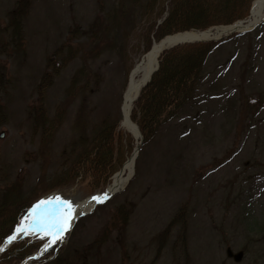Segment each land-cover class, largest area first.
Masks as SVG:
<instances>
[{"label":"rangeland","instance_id":"374dc122","mask_svg":"<svg viewBox=\"0 0 264 264\" xmlns=\"http://www.w3.org/2000/svg\"><path fill=\"white\" fill-rule=\"evenodd\" d=\"M120 1L0 0V189L19 181L29 193L41 178L31 198L74 205L104 192L117 172L103 184L86 176L53 187L82 151L73 148L80 137L112 126L113 154L131 153L135 139L130 150L122 142L123 92L160 18L130 6L121 17ZM23 3L18 39L6 27ZM199 93L136 144L133 174L112 198L84 210L47 248V230L11 247L40 244L30 264H264V22L217 45ZM183 209L187 254L179 224L163 233ZM227 248L242 251L241 260Z\"/></svg>","mask_w":264,"mask_h":264},{"label":"trees","instance_id":"16d2710c","mask_svg":"<svg viewBox=\"0 0 264 264\" xmlns=\"http://www.w3.org/2000/svg\"><path fill=\"white\" fill-rule=\"evenodd\" d=\"M163 1L165 6H162ZM250 1L121 0L119 5L121 17L125 16L124 12H129L128 6L134 12L139 7H143L145 14L158 10L159 18L163 17L161 23L153 21L149 24L148 31L154 39H159L166 34L178 31L192 28L204 29L213 24L230 23L235 19L244 17ZM19 8V11L22 10L19 16L9 13L10 23L6 27V29L12 27V36L18 39L21 36L16 37V34L20 35L22 14L26 12L27 5L23 3ZM164 14L166 15L164 16ZM151 42L150 40L149 47ZM220 43L221 41L184 44L166 50L160 55L158 70L141 89L131 111V118L139 126L143 142H147L162 125L178 117L185 106L197 98V95L200 94L199 88L207 59ZM48 84L49 77L44 74L38 86L39 90L44 91ZM112 130V126L103 125L90 138L80 137L76 142L77 145L73 148L82 146V151L70 161V164L57 177L51 179L50 184L56 187L59 184L73 182L78 177L83 179L86 176L90 179L103 176L101 178L103 184L106 178L116 172L125 160L124 156L113 154L112 143L115 136ZM122 142L129 146V150L133 147L129 133H124ZM113 157H116L117 161H114ZM41 183L43 181L39 178L35 188L29 193L25 192L23 183L19 181L11 182L0 189V243L14 230L18 220L35 200L31 196L36 195L34 190L38 189ZM102 184L100 183V185ZM176 224L180 225L178 234L180 245L187 254V215L185 209L171 219L163 232L164 235H168L171 227ZM39 249L40 244L30 245L28 250L23 247L21 249L10 247L0 255V264H19ZM58 261L54 258L51 260L55 264H58Z\"/></svg>","mask_w":264,"mask_h":264},{"label":"bare ground","instance_id":"6f19581e","mask_svg":"<svg viewBox=\"0 0 264 264\" xmlns=\"http://www.w3.org/2000/svg\"><path fill=\"white\" fill-rule=\"evenodd\" d=\"M253 17L255 16V20L262 18L264 15V0H255L253 4V10H252ZM231 29H240V26L238 24L235 25H223L217 29L216 34L225 36V34H228ZM245 29V28H244ZM208 36V33H199L198 31H189L187 33H178L173 35L172 37L167 38L169 42L174 41H194L195 39H204ZM154 46H151L153 48L152 51L149 53H145L142 58L134 65L132 70L130 71V74L128 76L127 80V86L123 92V102H122V121L121 126L122 128L130 133L134 139L135 143L137 144L139 142L140 133L137 128V125L132 121L131 119V110L132 106L140 92L141 83L143 82L144 78H146L152 69L156 67V64L158 62V56L161 52V47L156 46V43L154 42ZM135 144V145H136ZM129 159L124 166V173L121 174H115L112 178L111 184L108 186V190H114L122 183L126 182L129 177H131L132 172L134 170V164H135V156H136V148L133 149L131 152ZM127 175V176H126ZM126 176V178H125ZM100 194H96V196H99ZM49 198H44L41 200L47 201ZM40 201V200H39ZM38 201V202H39ZM38 202L34 203L37 204ZM95 204L94 201H91L90 198H86L82 201L76 202L74 204V211L70 214V220L75 218L77 215L82 213L84 210L90 209ZM32 209V207H30ZM29 209V210H30ZM26 214L25 220L26 223L22 225V227L27 228L28 224H31L32 221V215L29 213ZM64 212V208L60 207V205L57 203L56 199H52L50 203H46V205L42 206L40 209L36 212V219L37 223L31 224V227L28 229V233L32 235H36L38 233H41L42 231L47 230L46 232H49L50 225L56 221L57 217L60 215V213ZM75 216V217H74ZM20 225V224H19ZM52 232H55V229H51ZM65 231L61 234L64 235ZM25 233H22L24 235ZM58 240V239H57Z\"/></svg>","mask_w":264,"mask_h":264},{"label":"water","instance_id":"95a60500","mask_svg":"<svg viewBox=\"0 0 264 264\" xmlns=\"http://www.w3.org/2000/svg\"><path fill=\"white\" fill-rule=\"evenodd\" d=\"M254 1L255 0H253L252 3H251V5H250V8H249L247 17H245V18H243L241 20H237L233 24H231V25L238 24V26H240V29H231L229 31V33H235V32L243 33V32H246V31L252 29L256 25H258L260 22H262V20L264 19V17L262 19L259 18V19H257V21H254L255 20L254 19L255 16L253 17V15H252ZM218 28L219 27H210V28H208V29H206L204 31H198L199 33H205L206 32V33H208V36L206 38H204V39H195L194 41H174V42H169L167 40V38L172 37L173 35H168V36H165L164 38H162L161 40H159L156 43V46L161 47V51H164V50L169 49L171 47H174V46H176L178 44L193 43V42H204V41H216V40H219L220 39V36L216 34ZM152 50H153V48H151L150 51H152ZM158 65H159V63L157 62L156 67L150 71V74L146 78H144L143 82L141 83V87H143L151 79L152 74L158 69ZM139 133H140V131H139ZM3 135H4V133L3 132H0V137H3ZM140 138H141V135H140ZM137 151H138V148L136 149V152ZM128 160H130V159L128 158L124 162L123 166L121 167V169L118 171L117 174L124 173V170L123 169H124L125 163ZM121 189H122V186L121 185H119L116 189H114L112 191L111 190H108V187H107L106 190L103 193H107V196H108V199H109L112 195H114L115 193L119 192ZM102 194L99 195V196H102ZM14 233H15V237H17V235L19 234L18 232H14ZM14 233L11 234L10 236H13ZM15 241H16V238L13 239L11 242H8L5 239L2 242V244L0 245V247L3 248V250H0V254L5 249H7ZM226 253H227V256L230 257V258H232L235 262H239L241 260V258H242V251L233 252L230 248H227L226 249ZM21 264H25V262H23Z\"/></svg>","mask_w":264,"mask_h":264},{"label":"snow or ice","instance_id":"6c2138e0","mask_svg":"<svg viewBox=\"0 0 264 264\" xmlns=\"http://www.w3.org/2000/svg\"><path fill=\"white\" fill-rule=\"evenodd\" d=\"M53 198H49L47 201L40 200L37 204H34L32 206V209L29 210V213L32 215V221L31 224L37 223L36 219V212L38 209H40L42 206L46 205V203H50ZM58 204H60L64 208V212L60 213V215L57 217L56 221H54L49 228L50 232V239L49 243L53 244L56 243L57 239L62 238V233L64 231H67L69 225V219L70 214L74 211V205L71 201L68 200H62L60 197H55ZM91 201H94L96 203H103L105 200L108 199L107 193H103L102 196H92ZM26 223V220L22 218L20 225L17 226V229L15 232L18 233H25L28 234V229L31 227V224H28V227H22ZM55 229V232H52L51 229ZM15 233L13 236H9L6 238L8 242H11L13 239H15ZM42 238V237H41ZM0 250H3L2 247H0Z\"/></svg>","mask_w":264,"mask_h":264}]
</instances>
